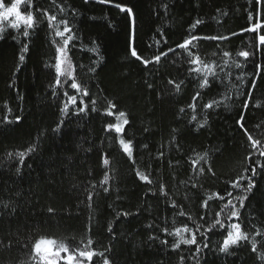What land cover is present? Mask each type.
<instances>
[{"label": "trees", "instance_id": "obj_1", "mask_svg": "<svg viewBox=\"0 0 264 264\" xmlns=\"http://www.w3.org/2000/svg\"><path fill=\"white\" fill-rule=\"evenodd\" d=\"M29 11L38 23L28 37L23 23L0 20V264H39L31 256L40 236L104 253L92 264L105 257L110 264H264V0H28L21 12ZM49 15L61 31L67 20L74 36L73 78L62 76L60 85L54 64L63 38ZM257 22L261 28L249 31ZM191 36L226 39L193 41L201 63L190 64L177 45ZM241 51L256 54L245 60ZM161 53L168 54L156 62ZM209 69L219 78L201 88ZM72 79L89 95L72 89ZM72 95L76 105L62 112ZM120 111L129 123L117 134L107 125ZM248 135L261 143L252 148ZM120 139L132 141L131 157ZM236 223L247 240L219 251ZM176 228L185 238L195 233L196 243L174 248Z\"/></svg>", "mask_w": 264, "mask_h": 264}, {"label": "snow or ice", "instance_id": "obj_2", "mask_svg": "<svg viewBox=\"0 0 264 264\" xmlns=\"http://www.w3.org/2000/svg\"><path fill=\"white\" fill-rule=\"evenodd\" d=\"M28 0H15V2L11 3L10 6L5 7V5L0 2V20H7L9 17H15V19L11 22V26L13 28H19L20 24L23 23L26 27L22 33V35L24 37H28L30 35V31L31 29H34L36 24L38 23L35 15L29 11L26 15L22 14L21 12V5L22 3H27ZM100 3H107L108 0H99ZM255 2V0H254ZM117 7L120 9V11L122 12H126L127 14L131 15L133 10L132 8H128L122 5H117ZM64 9L61 8V11H63ZM48 22H49V26L50 27H56V31H55V36L56 37H61L62 39V44H58L56 47V57H55V64H54V68H55V72H56V80H55V84L56 85H60L61 83V77H67V78H73V64L69 58V45L70 42H72L74 40V36L71 34L72 33V29L68 26V21L67 20H61L59 21L60 24H63V30L61 31L59 29V27L57 25H55L53 22H55L57 20V17L55 15H49L47 16ZM201 21L197 20L192 27L195 28L198 24H200ZM261 28V24L259 22L254 23L251 27V29H249V31L252 32H256L257 29ZM5 31V29L0 26V34H2ZM65 34H68L66 38ZM200 39H212V40H217V39H226L225 37H198V36H191L189 39H185L181 44L177 45L178 48L180 49H184L188 56L191 57V59L189 60L190 64H199L201 63V58L198 55H195L192 53L191 49H190V45L192 44L193 41H198ZM259 40V44L264 45V34L259 35L258 37ZM53 43H55V41H53ZM28 50V46L24 45V51ZM96 49H92V51H95ZM174 49H168V52H173ZM168 53H161L160 55H156L154 57V60L156 62H159L161 59V55L163 56H167ZM256 52H249V51H241L239 52V56L243 57L245 60H247L250 56L255 55ZM131 55L133 57H136L137 59H140V57L137 54L136 48L132 47L131 49ZM230 53L229 52H224V56H229ZM21 61L24 60V56L21 55L19 58ZM143 63L145 65H148L150 63L149 60H143ZM205 68H207V65H204ZM235 67L236 68H240L241 64L240 63H235ZM259 67V65L257 66ZM94 70V69H93ZM190 72H195V73H200L201 69L199 68H195V69H190ZM209 76L213 77V78H219L218 74L213 71L212 69H209L208 75H205L200 83V87L204 88L207 86H210V80H209ZM237 79H242V77H237ZM71 88L76 90L78 93H82L83 96H88V89L87 88H82V85L80 83H77L75 81V79H72V83H71ZM149 87H151V85H149ZM181 87L180 84H176V88L179 89ZM56 93L54 92L53 95H55ZM64 95H68L67 92L64 93ZM197 96H199V92L197 93ZM77 102V96L76 95H72L68 97V102H66L64 104V107L61 109L62 112H68L69 111V104L71 105H76ZM81 103L83 104V101H81ZM92 103H95V101H93ZM215 106L214 103H208L205 104L204 107L211 109ZM245 107H247V104L244 105ZM116 105L112 104L111 102H109V108L107 110V114L109 116H111L112 113V108H115ZM190 107H194V105H190ZM88 109V105L84 104V106L79 107L77 109V113H84L85 111H87ZM95 110V109H93ZM181 112L184 111V109H180ZM193 120L196 119L195 116L192 117ZM243 117L240 118V120L237 122L239 124V126L243 129L244 128V124L242 123L243 121ZM16 120L19 121L20 117L17 116ZM117 120L119 122L114 123V124H108L107 128L108 129H114V131L117 134L123 133L124 132V127L123 125H127L129 123L127 117H126V113L124 111H120L117 117ZM206 119H205V123H206ZM63 123V122H61ZM59 130V125L57 129H54V131ZM245 132H247V129H245ZM248 139L251 141V147L252 148H256L261 141L257 140V139H253V137L251 135H248ZM119 144L122 146L123 151L129 156H132V141L128 140L125 141L124 139H120L119 140ZM29 152L33 151V148H29L28 149ZM18 155L21 157V160H23L25 153L20 152L18 153ZM261 156H264V152L260 153ZM103 163L105 165H107L109 163L108 159H104ZM248 169L245 168V171H247ZM264 170V166H262V169ZM201 171H203V169H201ZM257 172L256 168L252 169V173L253 175H255ZM137 175L139 176L140 180L142 181H148V176L143 175L139 172H137ZM107 176L105 177V180H107ZM244 177H238L237 181L233 183V187L235 188H239L241 187L240 184V180H243ZM249 179V183L247 186L246 191H250L253 187V184L251 182V178ZM105 191H107V189H105ZM227 195L231 196V193H228ZM89 199H91V196H89ZM221 199H223L221 197ZM240 199V204L241 206H243L244 204V199L243 198H239ZM232 201L231 199L228 200V204H231ZM233 207L235 208V206L233 205ZM49 211L51 212L52 209L50 208ZM124 215H128V213H124ZM239 215L238 211L233 210L231 212V217H237ZM216 224H220V221H216ZM221 227H223V225H220ZM213 227H215V225H213ZM232 229H234V231H228L227 236L223 239V244L222 246L219 248V251L221 252H228V249L230 247V245H237L239 241L241 240H247L248 236L247 233L243 232L241 229V226L239 223L233 224L231 225ZM164 231H168V229H164ZM191 229H189L187 226H185L183 228V232H190ZM175 236L179 237V239L176 241V243L173 245L174 248H179L181 244H185V245H192L196 243V235L195 233L192 234L191 238H185L182 234V230L180 228H176L174 230L173 233ZM93 243V241L91 239L88 240V245H91ZM204 247H207V245L205 244ZM199 246L197 247V252H199ZM253 250H255V246H253ZM64 255H61V254ZM103 256L104 253H97L95 250H80L79 248L75 249L74 251L70 250L69 248V244L66 242L65 239H58V238H53V237H48V236H40L34 243L33 248H32V256L31 259L32 260H38L39 264H60V261H64V264H84V259L86 258L88 261V264H92V260L93 257L95 256ZM261 259L264 260V256H261ZM103 264H110L109 260L105 257L103 260Z\"/></svg>", "mask_w": 264, "mask_h": 264}, {"label": "rangeland", "instance_id": "obj_3", "mask_svg": "<svg viewBox=\"0 0 264 264\" xmlns=\"http://www.w3.org/2000/svg\"><path fill=\"white\" fill-rule=\"evenodd\" d=\"M13 2H15V0H13ZM9 18H12V19H15V17H9ZM61 255H64L63 253ZM60 264H64V261H60Z\"/></svg>", "mask_w": 264, "mask_h": 264}]
</instances>
